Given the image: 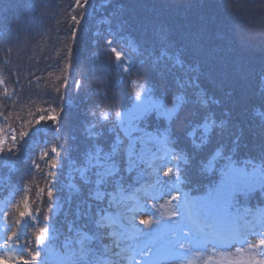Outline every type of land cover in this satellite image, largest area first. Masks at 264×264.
Listing matches in <instances>:
<instances>
[{
  "label": "trees",
  "instance_id": "trees-1",
  "mask_svg": "<svg viewBox=\"0 0 264 264\" xmlns=\"http://www.w3.org/2000/svg\"><path fill=\"white\" fill-rule=\"evenodd\" d=\"M0 139V256L12 264L36 252V264H88L135 244L138 259L155 230L139 222L129 240L109 210L165 217L157 247L180 246L182 190L199 207L228 172L240 183L224 210L264 193L250 165L264 162V0H0ZM97 149L116 162L99 188L78 171Z\"/></svg>",
  "mask_w": 264,
  "mask_h": 264
},
{
  "label": "snow or ice",
  "instance_id": "snow-or-ice-1",
  "mask_svg": "<svg viewBox=\"0 0 264 264\" xmlns=\"http://www.w3.org/2000/svg\"><path fill=\"white\" fill-rule=\"evenodd\" d=\"M75 19V18H73ZM113 52H115V49H113ZM116 59H121V54L119 52H116ZM79 84V82H77ZM137 98L139 99V93H137ZM179 99V98H178ZM150 103H141L137 105V111L139 113L145 112L149 107ZM160 108H162L165 112H167V108L164 105H160ZM119 116V113L117 114ZM137 119L136 114H133L130 123L135 121ZM49 120V121H55L57 120V116L55 114H50L49 116H41L37 120V124H39L41 121ZM27 135V132H21L20 137H24ZM138 139L136 137L133 138ZM13 143L16 142V136H12ZM4 143V139H0V147H2ZM135 145L133 144L132 147ZM11 151V150H10ZM55 148L53 149V152H55ZM115 153V149H113V154ZM113 154L104 153L101 149H97V152L95 156H89L88 160V166L85 169H78V171L81 172L83 175L85 171L88 172H94V175L97 177L95 183L97 187H101L105 184V182L110 179L114 175V169L116 167V162L113 159ZM51 167L55 168V164H51ZM171 168H169L164 175L169 176L171 174ZM240 183V179L232 173L226 172L224 175V179L222 183L217 187L213 194L208 198L207 202H205L203 205L196 208V211L198 213H212V212H221L223 211L228 205L230 200L234 197L236 194L237 186ZM49 196H52V191L49 190ZM110 195V193H109ZM103 195L99 196V199L103 200ZM175 199V197H174ZM192 205L188 204L186 202V208H191ZM178 214V213H177ZM27 215H30V210L28 209L27 204H25V210L20 213V216L23 218ZM87 215V214H85ZM19 224L20 221H17ZM141 224L148 225L150 224L149 220H141ZM46 232V229L41 228L40 231L37 233L35 237V242L39 246L41 244V241L43 239L44 233ZM187 235V233H185ZM13 236H16V233H13ZM13 237L10 236L8 239L11 240ZM18 239V236H17ZM199 242V241H197ZM181 248L184 247L183 244L180 245ZM249 248H255V249H264V239L257 240L255 244H250ZM39 255V252H36L35 254H31L32 258L30 260L24 259L22 256H18L16 259V264H36V258ZM0 264H12L11 258H5L0 256ZM232 264H264V259H256L254 256L247 261H235L232 262Z\"/></svg>",
  "mask_w": 264,
  "mask_h": 264
},
{
  "label": "rangeland",
  "instance_id": "rangeland-1",
  "mask_svg": "<svg viewBox=\"0 0 264 264\" xmlns=\"http://www.w3.org/2000/svg\"><path fill=\"white\" fill-rule=\"evenodd\" d=\"M139 220H149L150 224L145 225L148 229L163 230L167 219L165 217L161 219H148L145 216H141ZM196 254L190 259L188 263H184L182 260L177 259L176 255L173 256L169 263L165 264H232L235 261H247L253 256L256 259H260L255 252H249V250H230L222 252L221 254H214L211 250L206 252H195ZM57 257V254L54 256ZM146 261V260H144ZM148 262V259H147ZM191 262V263H190Z\"/></svg>",
  "mask_w": 264,
  "mask_h": 264
}]
</instances>
